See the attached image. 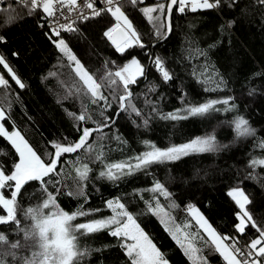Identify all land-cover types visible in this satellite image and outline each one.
I'll return each instance as SVG.
<instances>
[{"label": "trees", "instance_id": "1", "mask_svg": "<svg viewBox=\"0 0 264 264\" xmlns=\"http://www.w3.org/2000/svg\"><path fill=\"white\" fill-rule=\"evenodd\" d=\"M155 2L146 0L144 4L136 6L123 3L122 10L146 45L143 49L133 47L124 54L118 53L103 36L106 28L115 23L107 13L88 22H78L75 25L78 32L61 35L73 54L97 80L104 75L106 62L114 61L115 64L109 63L108 67L115 71L117 66H122L133 57L144 66V76L129 85L131 102L140 110L141 116H136L130 110L120 111L118 100L113 101L112 93L104 89L109 101H113L112 108L105 115L115 123L102 133H94L97 150L102 146L103 163L91 159L83 150L62 158L71 161L79 155L92 169L89 178L84 181L87 203H84V197L67 195L59 197L58 202L70 213L81 204L85 208H100L103 211L97 213L95 218H103L111 215L105 202L120 198L169 264H192L184 250L165 230L160 217L147 210L146 201L155 208V196L172 218L169 227L179 225L182 232L178 235L181 238L183 232L190 233L194 247L201 249L197 255L205 257L206 264H225L218 253L204 244L207 237L192 221L188 205H193L219 234L238 235L234 226L238 222L239 209L227 191L239 186L250 201L245 206L246 210L258 224H264V167L255 169L257 178H246L252 171L247 167L250 158L264 157V150L259 147V142L264 140V5L259 0H239L235 7H229L222 0L216 10L188 11L184 15L174 12L172 30L161 41L162 38L157 39L154 35L152 24L139 11L141 7L151 6ZM37 21V13L28 15L26 8L13 0L0 4V36L4 37V42H0V55L6 58L25 84V88L20 89L0 65V73L5 75L11 86L8 90L0 88V107L10 117L4 123L11 130L14 122L22 135L42 154L49 141L64 142V137L69 140L78 138L75 122L67 112L79 114L81 100L74 94L73 87L78 78L67 58L52 42L58 38L38 30ZM230 21L233 23L229 26ZM162 30L165 32V29ZM49 36H52L51 40ZM196 49L203 50L206 56L195 57ZM157 56L162 58L172 74V80L166 83L152 63ZM205 66L207 72L201 75ZM221 79L224 83L217 88ZM153 85L157 86L155 91H149ZM70 89L72 95H69ZM227 97L235 98L236 110L184 120L161 118L164 114L182 109L185 104ZM217 107L222 109L224 106ZM99 111V106H91L93 120L102 123L104 117L99 115ZM117 111L120 112L118 117ZM236 116L248 120L255 129V136L235 135L232 121ZM145 119L148 120L147 126L144 125ZM84 126L96 125L89 121ZM208 134L216 137L215 151L191 153L177 161L153 164L116 182L99 175L104 170V164L128 161L145 151L144 140L166 148ZM100 136L104 138L99 139ZM116 136L121 140L118 141ZM0 149L8 153L0 156V161L10 168L14 149L2 137ZM62 176L65 178L61 187L75 191L77 184L72 178L75 173L71 163L64 165ZM154 180L165 186L171 193L170 198L146 191L153 186ZM35 188V182L26 186L25 197L20 200L22 208L35 203V200L27 198V194ZM20 218L22 223H26L22 213ZM92 218L81 217L77 222ZM185 225L190 227L185 228ZM11 227L0 226V232H8ZM246 231L248 235L253 233L251 227ZM10 239L15 237L10 236ZM81 243L91 248L109 246L102 251L92 252L82 264H126L123 251L113 246L117 244L116 238L107 231L84 237Z\"/></svg>", "mask_w": 264, "mask_h": 264}, {"label": "snow or ice", "instance_id": "2", "mask_svg": "<svg viewBox=\"0 0 264 264\" xmlns=\"http://www.w3.org/2000/svg\"><path fill=\"white\" fill-rule=\"evenodd\" d=\"M17 2L21 7L26 8L28 15L42 10V18L49 22L52 36L58 38L52 40L53 44L67 58L72 72L78 78L73 87L74 94L81 100V106L79 114L67 112L69 118L75 122L74 127L79 134L78 138L69 140L64 137V142L49 141L42 154L29 143L21 131L16 128L14 122L11 130L5 126L4 121L10 117L6 115L3 107H0V137L9 142L14 149L10 168L0 161V226H12L8 232H0V264H82L85 258H90L92 252H99L109 247L104 245L102 248H91L81 243L82 238L101 231H107L111 237L116 238L117 244L113 246L119 247L123 251L126 264H169L161 250L137 222V217L128 211L120 198L105 202L106 208L111 210V215L103 218H95L97 213L103 211L100 208H85L84 204H81L70 213L64 210L58 202L59 197L67 195L84 197V203H87L84 181L89 178L92 169L88 163L82 161L79 155L71 161L62 158L66 154H77L83 150L91 159L103 163L102 146L97 150L94 133H102L105 128L110 129L115 123V120L105 115L112 108L113 101L118 100L120 111L130 110L136 116L142 115L131 102L132 93L129 89V85L135 84L139 77L144 76V66L137 58L133 57L122 66H117L115 71L108 67L109 63L115 64V62H106L105 73L97 80L95 75L89 73L77 56L73 54L65 39L61 37L62 31L78 32L79 29L74 26L77 21L88 22L92 18L107 13L115 23L106 28L103 36L111 42L118 53L124 54L126 50L133 47L145 48L146 45L141 35L122 10L123 0H101L104 5L102 8L96 7L97 0H17ZM127 2L133 6L144 4V0H127ZM221 2L222 0H156L153 5L141 7L139 11L152 24L155 30L154 35L159 39L166 38V33L162 29H166L168 33L171 32L174 12L184 15L188 11L195 13L199 10L216 9L221 6ZM224 2L228 3L229 7H235L239 0H224ZM259 3L264 5V0H259ZM61 18L65 21L64 23H61ZM231 23L233 22L230 21L229 26ZM52 36H49L50 40ZM0 42H4L3 36H0ZM194 56H206V53L201 49H196ZM152 63L163 82L172 80V74L165 67L162 58L157 56L152 60ZM0 65L20 89L25 88V84L3 55H0ZM206 72L207 66L201 75ZM193 74L195 75V72ZM223 83L221 79L217 88ZM10 87L9 80L3 73H0V88L8 90ZM156 87L153 85L149 91H155ZM104 89H108L112 93L113 101H109L108 96L104 94ZM72 94L73 91L70 89L69 95ZM249 94L251 95V93ZM234 99V97H227L207 100L198 104H185L182 109L164 114L161 118L184 120L190 117H204L213 112L234 111L237 108L233 102ZM217 105L224 107L221 109ZM91 106H99V115L104 117L102 123L93 120ZM10 107L11 105H9ZM153 111L156 109L153 108ZM119 114L120 112L117 111L116 116L118 117ZM89 121L96 126H84ZM147 124L148 120L145 119L144 125L147 126ZM232 124L237 137L255 136L256 134L255 129L242 116H236ZM103 138V136L99 137V139ZM115 138L118 141L121 140L119 136ZM143 144L146 150L128 161L104 164V170L99 173L100 177L116 182L136 171L146 170L153 164L177 161L191 153L217 150L214 134L196 137L187 143L171 145L166 148L158 147L149 140H144ZM259 147L264 150V140L259 142ZM93 153L95 155H92ZM4 155H8V153L0 149V156ZM69 163L75 173V176L72 177L77 184L75 191L65 190L61 187L65 178L62 176L64 165ZM247 167L252 171L246 178H257V175L254 174L255 169L264 167V157L250 158ZM32 182H35L36 188L32 193L27 194V198L30 201L35 200V203H30L27 207L22 208L20 200L25 197L26 186ZM146 191L158 193L165 198L171 196V193L158 180H154L153 186ZM228 195L240 209L237 213L239 222L234 226L238 235L219 234L193 205H188V210L195 218L196 223L206 233L207 239L204 240V244L210 250L218 253L225 264H264V224H258L246 210L245 206L250 201L243 189L239 186L234 187L228 192ZM141 198L143 197L141 196ZM153 199L155 208L151 202L146 201L147 210L160 217V222L164 225L165 230L184 250L192 264H206V258L197 255L201 249L194 247L190 238L191 234L183 232V238H181L178 235L182 232L179 225L173 224L172 227H169L172 218L155 196ZM21 213L26 223H22ZM88 216L93 218L86 222H77L78 218ZM184 227L187 228L190 225ZM249 227L253 229L252 235H248L246 231ZM10 236H14L15 239H10Z\"/></svg>", "mask_w": 264, "mask_h": 264}, {"label": "built area", "instance_id": "3", "mask_svg": "<svg viewBox=\"0 0 264 264\" xmlns=\"http://www.w3.org/2000/svg\"><path fill=\"white\" fill-rule=\"evenodd\" d=\"M3 1H7V0H0V4H1ZM13 1L17 2V0H13ZM144 1H146V0H144ZM125 2H127V0H123V3H125ZM17 3H18V2H17ZM127 3H128V2H127ZM18 4H19V3H18ZM96 7H97V8H102V7H104V5L102 4L101 0H97ZM213 10H216V9H213ZM86 11H90V10H86ZM36 13H37V15H38V21H37V24H36L38 30H40V31H42V32H44V33H46V34L52 35V33H51V31H50V27H49V22L46 21V20H44V19L42 18V16H43L42 10H38ZM73 15H75V13H73ZM64 22H65V21L63 20V18H61V23H64ZM78 22H80V21H77L76 24H77ZM76 24H75V25H76ZM40 25H44V26L41 27ZM75 25H74V26H75ZM68 33H70V32L62 31V32H61V35H62V34H68Z\"/></svg>", "mask_w": 264, "mask_h": 264}, {"label": "rangeland", "instance_id": "4", "mask_svg": "<svg viewBox=\"0 0 264 264\" xmlns=\"http://www.w3.org/2000/svg\"><path fill=\"white\" fill-rule=\"evenodd\" d=\"M232 189V188H231ZM231 189H228V191H227V194H228V192L231 190ZM244 191V190H243ZM245 193V192H244ZM246 195V194H245ZM229 196V195H228ZM230 197V196H229ZM231 199H232V197H230ZM233 200V199H232ZM234 201V200H233ZM234 203H235V201H234ZM236 204V203H235ZM236 206L238 207V209H239V206L236 204ZM111 211V210H110ZM239 211H240V209H239ZM189 214H190V217H191V219H192V221L194 222V224L197 226V228L198 229H200L202 232H203V229H201L200 227H199V225L196 223V220H195V218L193 217V215L189 212ZM239 222V221H238ZM237 222V223H238ZM204 233V232H203ZM205 235H206V233H204ZM207 237V236H206Z\"/></svg>", "mask_w": 264, "mask_h": 264}, {"label": "water", "instance_id": "5", "mask_svg": "<svg viewBox=\"0 0 264 264\" xmlns=\"http://www.w3.org/2000/svg\"><path fill=\"white\" fill-rule=\"evenodd\" d=\"M165 33H166V38L168 37V35H169V33L167 32V30L165 29ZM166 38H162V40L161 41H163V40H165ZM110 42V41H109ZM160 42V41H159ZM159 42H157V43H159ZM157 43H155V44H157ZM110 44H111V42H110ZM155 44H153L152 45V47L155 45ZM114 47V46H113ZM151 47V48H152Z\"/></svg>", "mask_w": 264, "mask_h": 264}]
</instances>
